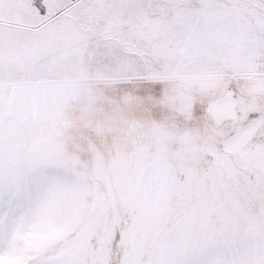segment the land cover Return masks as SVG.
<instances>
[{"label":"snow or ice","instance_id":"1","mask_svg":"<svg viewBox=\"0 0 264 264\" xmlns=\"http://www.w3.org/2000/svg\"><path fill=\"white\" fill-rule=\"evenodd\" d=\"M0 264H264V0H0Z\"/></svg>","mask_w":264,"mask_h":264}]
</instances>
